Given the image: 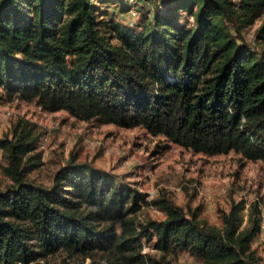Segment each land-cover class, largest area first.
Listing matches in <instances>:
<instances>
[{"label":"trees","instance_id":"trees-1","mask_svg":"<svg viewBox=\"0 0 264 264\" xmlns=\"http://www.w3.org/2000/svg\"><path fill=\"white\" fill-rule=\"evenodd\" d=\"M103 1L0 0V90L79 120L142 126L194 152L264 158V0H166L183 21L156 9L137 27L102 12ZM256 18L250 44L244 30ZM22 121L0 136L12 180L0 189V264L59 249L101 251L105 264H168L142 254L141 237L197 264H261L250 245L264 221L259 199L245 224L239 199L216 226L161 195L152 202L164 216L142 222L138 191L91 162L71 156L50 187L27 181L22 158L37 135Z\"/></svg>","mask_w":264,"mask_h":264},{"label":"rangeland","instance_id":"rangeland-1","mask_svg":"<svg viewBox=\"0 0 264 264\" xmlns=\"http://www.w3.org/2000/svg\"><path fill=\"white\" fill-rule=\"evenodd\" d=\"M166 0H104L102 12L137 27L144 15L161 9L173 20L183 21L186 15L167 9ZM172 6V3L169 4ZM166 8V9H165ZM256 18L245 28L246 42L254 43V31L260 24ZM19 119L34 124L37 140L33 149L22 158L29 164L26 180L39 186L50 187L55 172L74 156L77 161L91 162L110 174L116 183L138 191L137 220L162 218L161 208L152 199L164 195L190 214L216 226L221 225V211L228 210L232 200H244L242 225L246 223L247 205L252 200L264 203V158L250 160L234 151L205 154L194 152L169 142L162 135H151L142 126L121 127L112 123L97 124L79 120L60 109L48 111L33 100L17 95L8 96L0 90V136H11L12 125ZM29 125V124H28ZM39 153L38 158L28 155ZM7 156L0 148V189L12 180L6 173ZM154 238H140L141 253L164 255L168 264H197L191 252L168 248L159 251ZM264 264V221L250 241ZM101 251L91 255H69L59 249L37 260L21 264H105ZM20 264V263H19Z\"/></svg>","mask_w":264,"mask_h":264},{"label":"built area","instance_id":"built-area-1","mask_svg":"<svg viewBox=\"0 0 264 264\" xmlns=\"http://www.w3.org/2000/svg\"><path fill=\"white\" fill-rule=\"evenodd\" d=\"M21 264V263H20Z\"/></svg>","mask_w":264,"mask_h":264}]
</instances>
